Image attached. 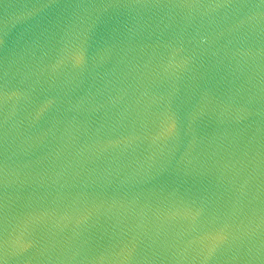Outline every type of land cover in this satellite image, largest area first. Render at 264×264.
Segmentation results:
<instances>
[{"label": "water", "instance_id": "obj_1", "mask_svg": "<svg viewBox=\"0 0 264 264\" xmlns=\"http://www.w3.org/2000/svg\"><path fill=\"white\" fill-rule=\"evenodd\" d=\"M0 264H264V0H0Z\"/></svg>", "mask_w": 264, "mask_h": 264}]
</instances>
